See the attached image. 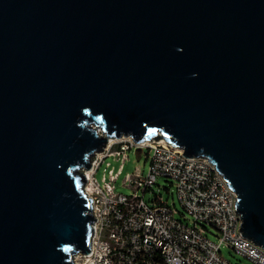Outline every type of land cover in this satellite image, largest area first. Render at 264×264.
Masks as SVG:
<instances>
[{
	"label": "water",
	"instance_id": "water-1",
	"mask_svg": "<svg viewBox=\"0 0 264 264\" xmlns=\"http://www.w3.org/2000/svg\"><path fill=\"white\" fill-rule=\"evenodd\" d=\"M205 156L264 247V0H0V264H75L109 137Z\"/></svg>",
	"mask_w": 264,
	"mask_h": 264
},
{
	"label": "built area",
	"instance_id": "built-area-1",
	"mask_svg": "<svg viewBox=\"0 0 264 264\" xmlns=\"http://www.w3.org/2000/svg\"><path fill=\"white\" fill-rule=\"evenodd\" d=\"M130 149L147 150L148 171L124 178V184L134 189L131 194L116 193L113 182ZM182 152L181 147L162 137L138 142L129 135L108 138L95 152L90 167L83 169V188L92 199L90 213L96 219L91 222L90 249L76 253L75 264H232L221 255L222 245L250 264H264V247L239 230L241 218L234 210L236 193L207 157L184 156ZM108 158L120 162L117 170ZM102 163L108 179L103 171L100 183L95 173ZM159 176L174 185L171 204L153 191ZM174 195L187 223L175 217ZM210 229L217 240L208 236Z\"/></svg>",
	"mask_w": 264,
	"mask_h": 264
},
{
	"label": "rangeland",
	"instance_id": "rangeland-1",
	"mask_svg": "<svg viewBox=\"0 0 264 264\" xmlns=\"http://www.w3.org/2000/svg\"><path fill=\"white\" fill-rule=\"evenodd\" d=\"M99 151V150H98ZM97 151V152H98ZM146 149H142L141 151L130 149L126 152L128 155V158L124 161L122 169L120 173L117 175V178L113 182L114 184V191L116 193H123V194H131L134 189L124 184L123 180L127 175L134 174V173H141L142 175L146 174L148 171L149 166V159L145 158ZM96 152V153H97ZM93 156H95V154ZM111 165L113 166L114 170H117L118 166L120 165V162L118 160H114L112 158H108ZM104 164L102 163L99 169L95 173L96 179L101 183L103 171L105 174V177L108 179V174L106 172V168L103 170ZM158 185H155L153 187V191L157 193H161L164 199H168L169 204H171V196L170 193L174 194V185L171 184L170 179L164 178L162 176H159L156 180ZM159 189V191H158ZM138 195L141 194V191H137ZM149 193L146 192L144 195V199L147 200ZM174 202V208L177 212H175V217H177L180 220H183L184 222H188V219H183L181 216L182 208L177 201L175 195L173 197ZM211 233H207L210 239L217 240L215 236V231L213 229H210ZM219 251L221 255L228 259L232 264H250L249 260L243 256H240L233 252L229 247L222 245L219 248Z\"/></svg>",
	"mask_w": 264,
	"mask_h": 264
},
{
	"label": "bare ground",
	"instance_id": "bare-ground-1",
	"mask_svg": "<svg viewBox=\"0 0 264 264\" xmlns=\"http://www.w3.org/2000/svg\"><path fill=\"white\" fill-rule=\"evenodd\" d=\"M110 138V137H109ZM107 140H108V138H107ZM107 140H106V143H107ZM106 143L104 144V145H106ZM75 256V255H74Z\"/></svg>",
	"mask_w": 264,
	"mask_h": 264
}]
</instances>
